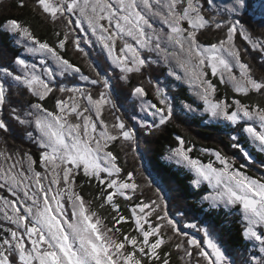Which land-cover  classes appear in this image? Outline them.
Wrapping results in <instances>:
<instances>
[{"label":"snow or ice","instance_id":"6c2138e0","mask_svg":"<svg viewBox=\"0 0 264 264\" xmlns=\"http://www.w3.org/2000/svg\"><path fill=\"white\" fill-rule=\"evenodd\" d=\"M33 4L46 20L59 22L63 32L56 31V40L49 42L17 19L0 22V32L18 37L16 43L23 42L27 54L39 57L38 63H30L19 52L11 59L0 53V190L5 193L0 195V221L10 225L0 226V264H171V249L183 264H236L213 226L203 222L181 226L162 189L155 186V198L145 197L144 188H153L154 181L140 171L146 181L142 185L137 169L126 170L119 163L112 146L126 142L136 155L137 131L112 99L110 78L89 57L81 39L70 37L77 30L90 33L85 42L92 44L94 37L125 82L130 74L143 75L153 62L145 52L175 60L182 74L169 67L168 75L189 86L211 119L236 129L231 147L252 161L240 134L264 154V100L245 103L239 97L254 93L264 98V31L245 19L252 6L249 0H228L223 9L215 0H33ZM259 7L262 15L256 24L264 29V0ZM213 30L221 35L205 44L201 37ZM69 43L84 57L89 74L66 58ZM253 61L261 67L259 76ZM57 76H78L99 87L94 95L92 89L67 86ZM213 78L232 89L231 103L217 96ZM148 82L154 100L147 98L143 84L133 87L130 95L146 114L141 127L151 135L174 119L175 108L159 81ZM194 103L183 108L195 112L201 106ZM13 125L22 139L37 147L38 156L30 148L8 145ZM176 141L164 159L186 168L196 188L206 182L213 189L214 194L203 197L210 208L223 205L240 213L241 239L255 250L244 264H264V175L247 174L249 165L237 167L236 160L220 150L201 149L214 157L205 163L193 158V147L186 146L185 139L177 136ZM80 179L99 189L92 199L77 190L84 187ZM117 198L126 203L129 215ZM105 208L108 215L101 214ZM185 229L202 235L198 239Z\"/></svg>","mask_w":264,"mask_h":264},{"label":"trees","instance_id":"16d2710c","mask_svg":"<svg viewBox=\"0 0 264 264\" xmlns=\"http://www.w3.org/2000/svg\"><path fill=\"white\" fill-rule=\"evenodd\" d=\"M21 4H24L25 6L21 7ZM249 18L251 19L253 26L258 31H264V29H260L256 24L254 17L247 14L245 19L247 20ZM8 19H17L26 25H30L33 32L39 38L46 39L49 42L56 40L54 35L56 31L63 32V26L59 22L53 24L50 20H46L44 16L35 10L33 0H4L0 2V22H6ZM209 34L210 33L207 32L203 37H201L205 44L217 41V38L214 39V37ZM75 38V35L71 36L70 40ZM240 43L241 41L238 40L237 44ZM23 51L24 49L22 47L19 48L15 45L13 38L9 37L6 33L0 32V53H2L6 58L11 59L15 53L19 52L22 54ZM64 54L66 58L79 66L84 74L90 73V69L84 63V57L81 53L74 49L71 43L67 45ZM98 61L101 64L104 63L102 59L98 58ZM253 63L255 67V74L258 76L261 75V67L258 61H253ZM150 69L151 68L147 67L143 71V75L136 73L131 75L128 85H124L119 81L113 82V90L116 100L119 103V107H123V105L127 106L128 101L131 99L130 96L125 95V92L127 91L130 93L133 87L141 84H143L147 90L148 98L154 100L153 86L152 84H149L148 80L151 78L153 82L160 81L164 77V70L162 68H154V71ZM65 82L66 81H63V83ZM214 82L218 85V97L226 99L229 103H231L235 96L232 89L228 86L219 85V81L216 79ZM120 90L123 92H119ZM169 94L173 98H177V104H179L178 101L180 99L186 101L187 103H193V101H195L193 106L197 105L195 98L186 87L180 86L179 90H170ZM56 95H59V93H56ZM239 98H241L245 103H257L264 100V98H261L254 93L250 94L247 98ZM16 99L17 97L13 95L12 102L14 104L16 103ZM51 104L52 101H48V105L51 106ZM13 128V135L7 138L8 145L16 148H30L33 155L38 156L39 150L37 147L29 143L26 137L23 139L21 138L19 128L15 125H13ZM140 132H142V134L146 133L145 130H141ZM234 132H236V129L233 126L223 123H207L205 117L195 115H175L174 119L170 123L159 129H155L153 134L149 136L144 134V140L146 141L144 147L148 145L147 150H149V154L145 156L151 173L147 172L148 170L144 168L142 161L137 158L139 156L133 155L130 148L125 150L122 145L115 144L112 146V150L114 153L119 154V163L122 166H125L126 170H138L136 179L139 183L142 185L146 184L144 176L139 174L140 171H143L144 175L147 176L148 179L154 181L153 188H144L143 191L145 197L155 198V186H159L162 189V194L168 200L170 213L174 215L175 219H177L175 214L183 212L184 214L180 219L184 220L185 223H194L201 226V222H203V226H213L216 232L222 236L224 246L234 254H241V252L247 251V247L249 245L246 244L240 236L242 219L239 212L235 209L229 211L222 207L219 209L210 208L208 202H204L203 200L208 188L206 186L201 189L196 188L191 184L193 175L189 173L187 169L182 166L180 167L174 165L172 162L164 159L169 150L177 146L176 137L180 136L185 139L186 146L193 147V152L191 153L193 158H199L203 162L207 163L210 158L214 159V157L202 154L200 150H220L230 158L235 159L237 165H239L245 161L241 159L242 155L239 149H233L231 147L230 136ZM240 136V143H244L243 146L247 149L251 148L249 151L252 155L264 163V155L260 154L254 149L250 142L246 141L245 134H240ZM141 146L143 147V145ZM147 150L146 153H148ZM237 158H240V160ZM247 173L250 175L253 173L255 176L259 175L252 171H247ZM80 183L84 184V187L83 189H78V191H82L87 199H92L99 191V189L95 186L89 187L86 183H84L83 179H80ZM0 192L3 191L0 190ZM117 201L121 204V209L124 214L129 215L127 205L122 198H117ZM96 203H98V201L93 204V207H96ZM100 211L102 215H108L110 212L108 208ZM1 224L3 225L4 223L0 221V225ZM123 227L127 229L129 228V225L125 224ZM188 230L192 232L196 231V229ZM197 235H200V238L202 234L197 232ZM171 251L173 253L171 257V264H183V262L180 261L179 256L176 255V250L171 249ZM245 260L246 259L244 258L243 262H245Z\"/></svg>","mask_w":264,"mask_h":264},{"label":"rangeland","instance_id":"374dc122","mask_svg":"<svg viewBox=\"0 0 264 264\" xmlns=\"http://www.w3.org/2000/svg\"><path fill=\"white\" fill-rule=\"evenodd\" d=\"M2 1H4V0H0V2H2ZM249 2H250V4L252 6L249 8L248 14L253 16L255 21H259L261 19V15H262L261 9L259 7V5L261 3V0H249ZM226 3H228V0H215V4H216V6L219 9H223ZM85 27H86V25H85ZM208 33H210L209 35H212L214 37V39L218 38L221 35L219 32H217L215 30H213L211 32H208ZM90 35H91L90 33L80 32L79 30H77V33H76L75 36H78L81 39V46L85 49L86 52L89 53V57L98 65L99 70L102 72V74H104V75H106V76H108L110 78V82H111L113 87H114V84H113L114 81H119V82H121L124 85H128V83L130 82V79H129V81L125 82V81H122V80H120L118 78V69H114V67L111 66L110 62L106 61V57L101 52V48L98 45H96L95 42H94L95 38L94 37L91 38L92 41H93L92 44H89V43L85 42L90 37ZM17 39H19V38L18 37L13 38V41L15 42V45L17 47H19V48L20 47L23 48V42L21 44H17L16 43ZM144 54L149 57L150 61H153L151 64L153 66H155V67H153L152 65H150L149 66V68H151L150 70L154 71V68H159V69L162 68L164 70V72H163L164 73V77H163V79H161L159 81V83L161 84V86H163L166 89L168 94H169L170 90L176 91V90H179L180 86H182V87H186L187 90L191 93V95L195 98L194 94L192 93L191 89L189 88V86L186 83H184L182 81H176L174 77L168 75L169 67L174 68L177 73L182 74L181 70L179 69V67L175 63V60H172L171 62L165 61L163 59V54H161L160 56H157L156 54H149L147 52H145ZM21 55L25 56L29 60L30 63H32V62L38 63L39 62V57L38 56L37 57H33V56L27 54L25 51H23V53ZM98 58L102 59L105 64L104 63L101 64L98 61ZM49 64H50V66L55 68V65H53L51 61H49ZM134 74L135 73L130 74V76L134 75ZM56 79L58 81H62V82L66 81L65 84L67 86H72L73 84H75L76 86L92 89L94 95L96 93V89L99 87V86H92V85L88 84L87 82L80 80L78 76H76V77L68 76L67 79L57 76ZM214 80H215V78H213V82H214ZM13 92H15V90H13ZM119 92L122 93L123 91L120 90ZM125 95L130 96L131 99L128 101V105L127 106L123 105V107H120L121 108V113L120 114L128 122V124H130V125L135 127V130L137 131V139L139 141V147L137 149L136 155L139 156V160L142 161V165L144 166V168L146 170H148L147 172L151 173L149 171V165H148V161L146 159L147 154H149V150H147V146L148 145H146V147H144L145 144H146V141L144 140V137H145L144 134L146 135V133L142 134V132H140L141 130H144L141 127V124L146 119V114L141 110L138 100H136L134 97H132L130 95V93L127 92V91L125 92ZM170 97L173 99V104H174V108H175V115H180V116L181 115H184V116H189V115L201 116V117H205L206 118V122L207 123L228 124L227 122L222 121V120L217 121V120L211 119L206 113H204L202 111V102H200L196 98H195V100L197 102V105H200L201 107L198 108L195 112H187L183 108V105L185 103H187L186 101L179 99V101H178L179 104H177V98H173L171 95H170ZM112 99L119 106V103L117 102L116 97H115L114 90H112ZM196 106H194V107H196ZM6 112H7V110H5V117H6ZM104 115L109 120H111V117L109 116L107 110H105ZM147 120L150 121L151 117H147ZM147 136H149V135L147 134ZM115 144L116 145H118V144L122 145V147L125 148V150L129 149V146H128V144L126 142H122L121 141V142H116ZM141 145H143V147ZM241 145L243 146L244 143H241ZM250 149H247V150L249 151ZM146 150L148 151V153H146ZM241 155H242L241 159L245 161L244 163L246 165H249L247 171H252V172H256L257 174H259V175H256V177L264 175V166H262V165H264V163H262L260 161V159L254 157L252 155V157H253L252 161H248V160H246V158L243 156L242 153H241ZM237 159L240 160V158H237ZM172 163L174 165H177V164H175L174 161H172ZM177 166L181 167V165H177ZM238 166L239 165H237V167ZM38 170H42V169H38ZM252 175H253V173H252ZM205 186L208 188V191H207L205 196L214 194L213 189L210 186H208L206 182L203 183L199 187V189H201V188H203ZM4 194H5L4 192H0V195H4ZM204 202H207V201L204 200ZM221 207L225 208V207H223V205ZM225 209H227L229 211L234 210V208H225ZM175 215H176L177 220L180 221L181 225L188 224V223H185L184 220L180 219L182 217V215H180L179 213H177ZM240 217H241V215H240ZM242 223H243V221H242ZM0 226H10V225H4V224L2 225L1 224ZM185 230L188 231L191 235H195L199 239L200 235H197V232H198L197 230L195 232H192V231H190L188 229H185ZM253 251H255V250L253 248H251L250 246H248L247 247V251L241 252V254H237V253L234 254L233 252H230V251H229V254H230V257L236 262V264H243L244 263L243 259L244 258L247 259L252 254Z\"/></svg>","mask_w":264,"mask_h":264},{"label":"bare ground","instance_id":"6f19581e","mask_svg":"<svg viewBox=\"0 0 264 264\" xmlns=\"http://www.w3.org/2000/svg\"><path fill=\"white\" fill-rule=\"evenodd\" d=\"M137 83V82H136ZM139 85V84H138Z\"/></svg>","mask_w":264,"mask_h":264}]
</instances>
